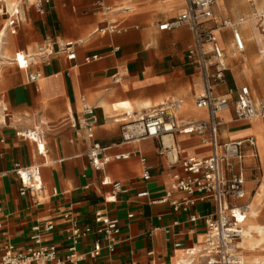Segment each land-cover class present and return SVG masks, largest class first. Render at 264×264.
<instances>
[{
  "label": "crops",
  "instance_id": "crops-1",
  "mask_svg": "<svg viewBox=\"0 0 264 264\" xmlns=\"http://www.w3.org/2000/svg\"><path fill=\"white\" fill-rule=\"evenodd\" d=\"M110 3L115 10L108 14L96 12L92 0H51L43 13L33 2L22 8L18 3L21 20L15 34L7 33L6 43L0 50V246L8 241L25 245L31 225L36 221H53L55 238L60 240L69 226L62 219L64 211H72L84 225L94 221L96 211L107 210L109 215L120 219L121 234L115 252L111 256L105 252L101 261L172 264L177 252L181 251L174 248L175 242H181L184 248L200 247L206 232L205 217L214 212V204L199 202L190 212H183L175 211L170 203H152V199L162 197L171 188L172 174H184L183 169L180 164L172 166L167 156L159 153L160 140L125 142L121 128L139 118L147 108L173 100L181 102L178 109L181 120L207 118V111L196 107V98L203 92L200 74L187 59L193 35L188 26L172 30L158 28L165 19L181 11L184 0H110ZM125 4L136 6L135 10L131 13L117 10ZM228 15L232 16V21L244 18L232 12ZM0 17L6 18L2 14ZM223 19L229 18L218 20L215 17L216 21ZM112 21L122 23L126 30L121 33L102 30ZM243 24L240 28L246 38L244 52L235 49L228 28L221 32L229 69L225 83L216 93L230 89L236 93L241 86L248 85L255 98H264L255 96L251 85H239L233 69L244 74L243 64L236 58L233 64L227 53V48L231 47L244 59L247 51L258 49ZM49 36L61 44H74L76 60L59 52L47 58L34 57L36 63L29 69L19 66L16 54L37 55ZM116 46L118 50H114ZM5 48L9 53H5ZM260 51L262 53V49ZM95 54L101 58L84 62L87 56ZM36 70L41 71L43 77L30 82L29 71ZM260 87L264 91V87ZM82 95L96 107V141L110 147L108 154L112 160L103 174L129 186L128 192L118 195L116 203L104 202L103 195L111 188L100 184L102 173L95 172L86 157L91 142L79 126ZM224 112L228 113V119L223 117ZM224 112L219 113L221 141L247 136H254L256 140L257 158L252 155V146L244 144L246 198H252V204L259 192L253 191L256 181L264 176L258 139L252 131L253 120H235L233 107ZM34 128L42 135L45 159L37 154L32 141L17 134ZM173 142L181 156H204L211 151V147L194 134H175ZM128 152L130 158L115 159L116 155ZM141 157L146 158L145 164L150 167L152 178L149 181L142 179L145 164ZM40 161H46L42 168L46 192L45 196H39L38 205L33 195H20V181L13 166ZM257 165L260 170L255 168ZM87 183L91 188L85 190L83 186ZM54 189L57 194H53ZM142 189H148L150 196L138 198L136 194ZM173 194L175 197L182 195L177 190ZM129 212L134 213L133 218H128ZM191 214H196L198 220L190 221Z\"/></svg>",
  "mask_w": 264,
  "mask_h": 264
},
{
  "label": "built area",
  "instance_id": "built-area-1",
  "mask_svg": "<svg viewBox=\"0 0 264 264\" xmlns=\"http://www.w3.org/2000/svg\"><path fill=\"white\" fill-rule=\"evenodd\" d=\"M18 1V0H15ZM29 1V0H27ZM35 8L43 13L45 6L51 0H32ZM95 11L108 14L115 10L110 0H92ZM219 0H184L181 11L167 19L160 25L159 30H172L188 26L193 35V41L187 49L188 63L194 66L200 74L203 92L196 98V107L207 111L208 116L203 120H181L178 115L180 101L173 100L161 105L147 108L136 120L125 123L122 128V138L125 142L144 139L160 140L159 153L165 154L172 166L180 164L184 174L173 173V183L169 190L160 198L152 199V203H170L175 211L190 212L199 202H212L214 212L205 217L206 232L200 248H184L181 242H175L174 248L184 251L189 256V264H245L241 242L244 236L245 222L250 209V201L243 202L248 195L245 176L244 144L252 146V155L258 157L254 136L243 139L221 141L219 128L221 120L219 113L233 107L235 120L249 122L261 119L264 123V98H255L248 85L241 86L235 93L232 89L225 93H216L220 85L226 81L229 69L226 51L221 40V32L228 28L231 33V43L239 52L246 50V38L239 21L223 19L215 20L214 8ZM118 11L131 13L135 10L132 5L120 6ZM86 13V12H85ZM0 14L5 16V22L0 29V50L6 43L7 33L15 34L21 20L19 4L12 10L8 8V0H0ZM256 26L264 35V9L254 13ZM102 30L121 33L126 30L118 21L108 22ZM116 46L114 50H118ZM262 51L264 53V44ZM59 52L67 55L68 59L76 60L77 54L74 44H61L52 37H47L39 47L37 55L16 54L15 60L19 66L29 69L35 64L34 57L47 58ZM3 58V57H2ZM101 56L95 54L87 56L84 62L98 60ZM74 66H77L75 63ZM43 77L39 70L29 71L30 82H36ZM79 126L85 132V137L91 143L86 151L89 166L102 173L100 184L111 189L104 193L106 204L119 201L118 195L129 191V186L103 174L106 166L112 160L108 154L109 146H104L95 139L97 125L96 107L89 103L87 97H80ZM18 136L29 139L36 146L37 154L46 158V148L42 135L37 128L19 131ZM175 134H194L199 136L202 143L211 147L209 154L204 156H181L178 147L173 142ZM168 137L165 142L164 138ZM131 153L118 154L115 159H128ZM146 163V158L141 157ZM46 164L37 162L29 165L15 163L13 172L20 181V195L31 194L35 203L40 204V197L45 196L46 185L42 168ZM238 165V169H236ZM260 170V166L255 167ZM86 177V173L83 174ZM152 178L150 167L145 164L142 179ZM85 190L91 188L87 183ZM264 189V176L256 181L254 193ZM174 190L182 193L175 197ZM57 194V189L53 190ZM138 198L150 196L148 189L137 192ZM62 219L69 223L64 234L57 240L54 235L53 221H36L31 225L29 241L25 245L12 242L2 243L0 246V264H111L109 260L101 261L105 252L112 255L120 242V219L111 216L107 210L95 212L94 221L81 224L72 211H64ZM134 213L129 212L128 218ZM160 218V217H159ZM189 220H198L196 214H191ZM175 221L173 224L176 225ZM2 224L0 223V229ZM155 228L154 230H157ZM167 232L169 227L164 228ZM152 253V252H151Z\"/></svg>",
  "mask_w": 264,
  "mask_h": 264
},
{
  "label": "bare ground",
  "instance_id": "bare-ground-1",
  "mask_svg": "<svg viewBox=\"0 0 264 264\" xmlns=\"http://www.w3.org/2000/svg\"><path fill=\"white\" fill-rule=\"evenodd\" d=\"M23 1H21L22 3ZM33 1H27L28 4H31ZM162 2V1H161ZM167 2V1H166ZM163 3V2H162ZM258 3L257 8H264V0H219L217 4V11L219 16H216L218 20L221 19V16H227L230 11H237V7L245 5H254ZM15 7V2L8 0V8L12 10ZM136 7V6H135ZM254 13H247L244 15V28L249 32V38L253 39L258 46L256 51L250 50L249 53L243 55L244 59H241V56L238 53H235L231 47L227 48V53L229 54V59L235 64L234 58L238 59L240 63L243 64V70L258 69L261 70V79L259 80L260 85L264 87V53L261 49L263 48L264 37L261 31L256 26V19ZM240 19H237L238 21ZM5 51H9L8 48H5ZM9 53V52H7ZM237 68V67H235ZM242 69V68H241ZM128 106L127 108H129ZM121 107L117 108V111H120ZM204 111V110H201ZM223 117L228 119V113L224 112ZM253 133L257 136L258 145L260 147L262 159L264 162V127L258 118L253 119ZM168 137H166V140ZM264 208V189L261 188L259 192L254 197V200L250 206L248 216L245 222L244 236L241 242V247L244 250H247L251 253L252 256L247 255L245 258V264H264V223H261L259 220L262 216V209ZM264 219V218H263ZM197 248H200L199 246ZM253 252H258L255 254ZM189 257H186L184 251H178L177 255L173 259L172 264H189Z\"/></svg>",
  "mask_w": 264,
  "mask_h": 264
},
{
  "label": "rangeland",
  "instance_id": "rangeland-1",
  "mask_svg": "<svg viewBox=\"0 0 264 264\" xmlns=\"http://www.w3.org/2000/svg\"><path fill=\"white\" fill-rule=\"evenodd\" d=\"M15 2V6L20 3V8H22V6L26 5L27 4V0H18V1H15V0H12ZM21 1H23L21 3ZM229 1V0H228ZM128 4H134V3H128ZM128 4H125V5H128ZM258 6V3H255L254 5H245V6H240V7H237V11H230V13L232 12L233 14L235 15H239L238 17H244L245 14L247 13H253L254 11L256 10H261L263 8H260L258 9L257 8ZM34 8V7H33ZM216 16H219V13L217 11V6L215 7V17ZM230 17H232L231 15H228V16H221V19L222 18H229L231 19ZM217 18V17H216ZM5 20L3 19V17H0V26H2L1 24L3 23L4 24ZM1 29V28H0ZM256 48V46H255ZM7 53V52H5ZM247 53H249V51H247ZM235 68V67H233ZM233 74L234 76L237 78L238 82H239V85L243 84V83H247L249 85H251L252 87V90H253V93L255 94V91H256V94L255 96H264V91L261 89L260 85H259V79L262 77L261 76V70H258V69H250V70H245L244 71V74H241V73H237L235 71V69H233ZM236 74V75H235ZM252 198H246L243 202H249L251 201ZM254 200V199H253ZM264 215V208L262 209V216ZM264 217H261L260 218V222L261 223H264ZM243 253H244V258L249 255V256H252L251 253L247 250H244L243 249ZM253 253H257L259 254L258 252H253ZM186 257H188V255H186ZM246 259V258H245ZM199 261H197L198 263ZM199 264V263H198ZM247 264V263H246Z\"/></svg>",
  "mask_w": 264,
  "mask_h": 264
}]
</instances>
